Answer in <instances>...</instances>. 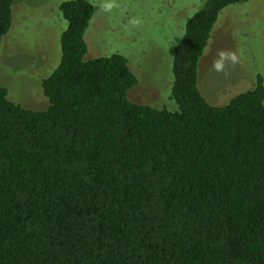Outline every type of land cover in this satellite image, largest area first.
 Returning a JSON list of instances; mask_svg holds the SVG:
<instances>
[{
    "label": "trees",
    "instance_id": "1",
    "mask_svg": "<svg viewBox=\"0 0 264 264\" xmlns=\"http://www.w3.org/2000/svg\"><path fill=\"white\" fill-rule=\"evenodd\" d=\"M14 1L0 0V50ZM245 1L187 19L174 108L133 100L125 55L87 56L93 3H61L47 107L0 84V264H264V75L222 104L198 85L220 12Z\"/></svg>",
    "mask_w": 264,
    "mask_h": 264
},
{
    "label": "rangeland",
    "instance_id": "2",
    "mask_svg": "<svg viewBox=\"0 0 264 264\" xmlns=\"http://www.w3.org/2000/svg\"><path fill=\"white\" fill-rule=\"evenodd\" d=\"M63 1L13 3L12 25L0 50V84L23 106L45 109L49 104L41 82L61 59V35L68 24ZM90 1L95 10L85 33L87 56L125 55L138 77L129 96L154 106L176 107L169 98L175 46L187 19L205 0ZM218 21L198 67L199 88L214 104L229 101L251 88L257 74L264 75V0L231 4Z\"/></svg>",
    "mask_w": 264,
    "mask_h": 264
}]
</instances>
